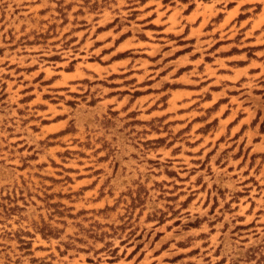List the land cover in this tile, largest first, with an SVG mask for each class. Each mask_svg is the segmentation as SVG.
<instances>
[{"label": "rangeland", "instance_id": "1", "mask_svg": "<svg viewBox=\"0 0 264 264\" xmlns=\"http://www.w3.org/2000/svg\"><path fill=\"white\" fill-rule=\"evenodd\" d=\"M0 264H264V0H0Z\"/></svg>", "mask_w": 264, "mask_h": 264}]
</instances>
